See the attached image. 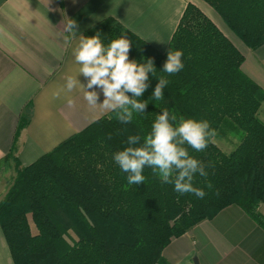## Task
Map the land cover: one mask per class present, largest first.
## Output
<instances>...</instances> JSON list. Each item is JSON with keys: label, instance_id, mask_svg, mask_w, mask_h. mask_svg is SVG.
Returning <instances> with one entry per match:
<instances>
[{"label": "trees", "instance_id": "16d2710c", "mask_svg": "<svg viewBox=\"0 0 264 264\" xmlns=\"http://www.w3.org/2000/svg\"><path fill=\"white\" fill-rule=\"evenodd\" d=\"M250 49L264 44V0H203ZM101 34L105 47L124 37L129 59H153L149 87L138 101L143 113L121 123L116 112L99 118L33 164L22 167L13 155L0 160V172L15 168V177L0 202V226L13 264H159L173 240L230 206L243 209L262 229L264 215V90L243 72L245 58L200 8L189 3L165 52L108 18L86 33ZM183 52L184 68L163 72L168 52ZM169 81L163 98L153 99L158 80ZM133 98L132 93H127ZM167 109L180 118L207 120L216 138L238 140L225 153L215 142L197 152L206 167L192 193L181 195L145 167L143 184L127 183L114 154L139 136V147L157 115ZM27 125L22 119L19 131ZM214 165L209 167L208 165ZM212 188L207 187L208 184ZM218 193V194H217Z\"/></svg>", "mask_w": 264, "mask_h": 264}, {"label": "crops", "instance_id": "0c3cea01", "mask_svg": "<svg viewBox=\"0 0 264 264\" xmlns=\"http://www.w3.org/2000/svg\"><path fill=\"white\" fill-rule=\"evenodd\" d=\"M189 3L235 44L245 58L243 72L264 90V44L255 50L247 47L203 0H0V160L13 154L22 167L29 166L111 112L90 106L79 86L54 95L68 76L88 83L73 54L82 34L114 18L165 52ZM68 19L77 22L76 32L65 31ZM93 90L99 94L97 104H102V91L98 86L88 89ZM23 118L27 125L19 131ZM7 172H0V202L8 193L2 181ZM259 211L264 215V202ZM196 260L264 264V229L243 209L230 206L173 240L159 264ZM0 264H13L1 226Z\"/></svg>", "mask_w": 264, "mask_h": 264}, {"label": "clouds", "instance_id": "9594fccd", "mask_svg": "<svg viewBox=\"0 0 264 264\" xmlns=\"http://www.w3.org/2000/svg\"><path fill=\"white\" fill-rule=\"evenodd\" d=\"M78 24L75 20L68 19L65 31L76 32ZM131 41L121 37L111 41L105 47L98 32L95 36L81 35L74 49L75 62L80 65L79 73L88 79L87 85L80 83L78 78L68 76L66 84L54 95L59 96L60 91L72 92L78 86L84 89V99L93 108L99 106L104 110L116 112V118L124 124L130 123L133 113H143L148 104L147 101H138L136 97H142L149 87V73L156 71L153 59L145 63H137L129 59ZM183 52L180 50L168 52L167 61L163 72L175 74L184 68L182 62ZM169 81L163 77L153 92V99L159 101L163 98V90ZM99 87L105 99L102 104H97L99 94L97 91H88ZM127 93H132L130 98ZM73 101L68 100L71 106ZM177 120L175 114L164 109L157 115L152 125V131L145 137L139 147V136H129L127 147L123 151L114 154V160L124 173H128L127 183L130 185L143 184L145 177L144 168L150 167L153 173L158 175L163 183L173 184L174 190L181 195L192 193L203 199L206 195L201 188L193 186L194 176L198 173L207 177L205 165L198 159L190 156L184 145L201 152L210 142H214L217 135L209 121L180 118L179 124L174 126ZM209 167L214 165L209 164ZM209 189L212 185H207ZM218 194V193H217Z\"/></svg>", "mask_w": 264, "mask_h": 264}, {"label": "rangeland", "instance_id": "374dc122", "mask_svg": "<svg viewBox=\"0 0 264 264\" xmlns=\"http://www.w3.org/2000/svg\"><path fill=\"white\" fill-rule=\"evenodd\" d=\"M192 4V3H191ZM232 42V41H231ZM233 43V42H232ZM234 44V43H233ZM235 45V44H234ZM237 48V47H236ZM238 49V48H237ZM264 110V108H263ZM214 142L227 154L231 153L237 146L238 144V140L236 138H232L230 136H228L226 139L223 138H216L214 140ZM11 171V170H10ZM7 172V173H3V183L6 187H8V191L10 186L12 185V182L14 180L15 177V172L12 171L11 172Z\"/></svg>", "mask_w": 264, "mask_h": 264}, {"label": "water", "instance_id": "95a60500", "mask_svg": "<svg viewBox=\"0 0 264 264\" xmlns=\"http://www.w3.org/2000/svg\"><path fill=\"white\" fill-rule=\"evenodd\" d=\"M195 264H199V263L197 262V260L195 261Z\"/></svg>", "mask_w": 264, "mask_h": 264}]
</instances>
